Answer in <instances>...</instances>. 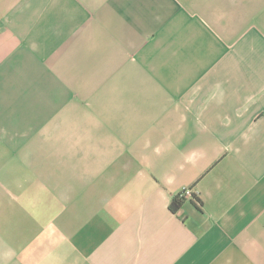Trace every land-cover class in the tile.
<instances>
[{
  "label": "crops",
  "instance_id": "1",
  "mask_svg": "<svg viewBox=\"0 0 264 264\" xmlns=\"http://www.w3.org/2000/svg\"><path fill=\"white\" fill-rule=\"evenodd\" d=\"M0 264H264V0H0Z\"/></svg>",
  "mask_w": 264,
  "mask_h": 264
},
{
  "label": "built area",
  "instance_id": "2",
  "mask_svg": "<svg viewBox=\"0 0 264 264\" xmlns=\"http://www.w3.org/2000/svg\"><path fill=\"white\" fill-rule=\"evenodd\" d=\"M193 195H194L193 189L187 188L183 190L176 198L180 200H188L193 198L194 197Z\"/></svg>",
  "mask_w": 264,
  "mask_h": 264
},
{
  "label": "trees",
  "instance_id": "3",
  "mask_svg": "<svg viewBox=\"0 0 264 264\" xmlns=\"http://www.w3.org/2000/svg\"><path fill=\"white\" fill-rule=\"evenodd\" d=\"M185 200H180V199H178V198H175V200L173 201V204H172V206H171V208H172V210H177L179 207H180V205L182 204V202H184Z\"/></svg>",
  "mask_w": 264,
  "mask_h": 264
}]
</instances>
